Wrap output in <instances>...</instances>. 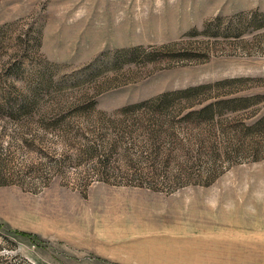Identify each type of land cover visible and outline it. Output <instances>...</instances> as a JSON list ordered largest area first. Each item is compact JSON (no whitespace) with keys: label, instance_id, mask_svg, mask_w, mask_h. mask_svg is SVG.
<instances>
[{"label":"rangeland","instance_id":"obj_1","mask_svg":"<svg viewBox=\"0 0 264 264\" xmlns=\"http://www.w3.org/2000/svg\"><path fill=\"white\" fill-rule=\"evenodd\" d=\"M0 264H264V0H0Z\"/></svg>","mask_w":264,"mask_h":264}]
</instances>
